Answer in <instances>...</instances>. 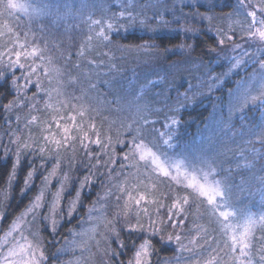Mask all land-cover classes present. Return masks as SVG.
<instances>
[{"label": "snow or ice", "instance_id": "snow-or-ice-1", "mask_svg": "<svg viewBox=\"0 0 264 264\" xmlns=\"http://www.w3.org/2000/svg\"><path fill=\"white\" fill-rule=\"evenodd\" d=\"M131 2L132 0H128L129 5ZM95 6L96 0H81L78 6L55 2V0H33L32 3H21L19 0H0V17L14 18V14L17 12H22L28 17V30L23 32V42H21L19 24L16 29H13L7 22L0 23V37L5 34L9 37L7 41L0 43V48L3 49L0 50V88L5 89L0 92V107L3 109V123H0V128H6L5 131H0V151H2L5 161L11 160V170L7 174V181L10 187L15 183L18 179V170L24 166V161H27L28 171L24 176L21 195L26 194L34 184L36 176L41 175V185L37 194L29 202L24 212L14 218L8 226V231L5 233V243L10 246L7 247L6 251H0V264H47L46 250L51 241L45 240L41 233L46 230L55 237L63 225L65 210L70 222L78 211V206L83 204V197L91 193L97 182H99L101 189L105 190V195L102 196L97 193L96 199L88 209V219L103 222L107 230V234L103 235L107 241L105 255L108 257V261L106 264H125V261L121 260L120 257L128 250V245L121 238V229L116 227L121 220L119 212L121 199L124 200L123 223L126 225L122 230L129 235L136 233V238L132 240L131 244L133 256L128 259L127 264H151L150 258L157 252L152 243L156 237H159L162 245H170L175 242L178 245L176 249L178 253L191 252L192 249L184 244L179 233H176L175 236L169 233L167 239H165L164 233L169 226L176 229L185 225L186 213L191 207L190 200L193 197L200 201L201 206H204L206 201L205 210L218 225L223 238L224 247L220 251L229 256L232 264H253L250 248L254 232L259 228L262 231L261 236L257 238L261 242L260 261L261 264H264V210L253 213L249 209H245L238 214L235 209H232V184L230 181L233 168L231 166L225 168L223 166L225 160L221 159V157L227 158L228 153L235 151L236 167L246 170L253 169L257 162L264 160V0H237L236 12L228 13V17L231 18L234 14H241L243 9H251L243 13L245 17L243 21H234V23L241 25V33L246 34L244 39L248 47L245 48L241 44H236L231 49L232 52H238V54L226 57L230 65L228 73H232L236 69L247 71L248 67L258 65V67H253L252 73L246 79L237 81L234 90H229V116L226 121L220 122L223 136L227 137L231 133L233 141L237 135L241 137V140L237 143L236 149L223 146V141L219 142L221 146L218 147L209 140V147L196 153H190L183 149L177 151L176 149H179L180 145L178 141L173 142L182 120L180 113L184 108V105L180 104L179 101L181 97L185 100L188 99L187 92H178L177 104L179 106H168L167 112H165L164 108H153L145 99L146 87L148 85L155 86L153 81H147L146 85H141L140 91L124 106L133 113V119L126 127L130 139L118 137L113 141L110 128L105 132L102 126L98 128L94 122L90 124H86L84 121L76 123L77 117L72 113H69L67 117L58 114L62 109L69 106L73 112L77 111L78 106L72 103V100H79L81 97L58 99V108L51 103L53 92L57 98L65 95L62 90V81L58 79L56 87H51L52 72H58V70L50 67L51 59L44 55L47 42H45V48L42 49L38 44L29 41L30 32L32 40H36V33L32 30L31 25L38 24L40 32L43 33L45 29L43 22L47 20L51 29L58 30L63 23L66 25L65 32H70L72 25H67V21L69 19L76 21L83 19L84 22L88 23L90 34L87 41L90 43L93 40V32L97 40L109 41L111 33L119 32L122 27L124 31H127L128 27H125L122 22L124 19H127L128 26L139 23L141 27H146L149 23L148 17L139 18L141 13L134 14L127 8L118 14L113 13L106 20L92 19L93 12L91 11L88 12L87 16H84L85 9ZM192 7L197 8L200 5L193 4ZM191 17L200 20L208 19L209 21L213 19V17L199 11L191 13ZM249 17L251 22L248 21ZM163 23L169 22L164 21ZM97 27H99L98 32L95 31ZM4 29L7 30V33L4 32ZM177 31L189 33L194 30L181 28ZM228 33L224 32L223 29H216V36L218 37L216 46H219L221 50H223L225 41H232L236 35L231 26ZM253 44L256 45L255 51L250 52L249 49L252 48ZM216 46L209 45L208 51L215 52ZM180 47L183 48L184 46L181 45ZM187 47L192 50L193 46L188 45ZM142 48L156 49L157 45L136 46L137 51ZM83 54V46H81V50L76 55L81 57ZM46 59L48 66L45 65ZM67 59L70 61L71 53ZM89 63L95 62L89 61ZM75 67L78 68L80 65L77 64ZM41 68H43L44 76L48 78L49 87L47 88L40 77ZM17 72L20 74L17 75ZM228 73H224V75L227 76ZM58 75H62V73L58 72ZM34 76L36 77L35 80H33ZM210 79L220 81L221 78L211 77ZM214 87L215 85L210 83L208 85L209 92ZM32 88H35L34 92ZM29 92L31 95H28ZM8 96L12 98L5 102ZM41 100L44 102L43 109L40 108ZM117 103H120L119 98ZM257 105L262 109L259 123L246 125L244 123L246 119H256V117L253 115L249 118L241 115L242 130L239 133L234 131L233 115L243 113L250 106L255 113ZM124 108L120 110L123 111ZM23 109H27L29 114L54 109L57 114L52 115L51 121L46 118L43 121L46 126L41 127L40 131L50 133L51 123L54 122L57 130H59L60 138H56L55 133L45 134L42 137L34 136L31 126L38 122V116H31V119L24 120V128L29 129V131L27 136L21 135L23 129L20 127V111ZM86 111L83 105L79 106L80 117H85ZM162 112H165L164 122L161 125L163 131L156 127L157 124L161 123L160 119H151L152 116L159 117ZM13 113H15V128L12 127ZM66 119L73 123L71 125L62 124L61 121ZM245 128L247 132L243 130ZM257 129L259 130L257 131ZM73 131L78 135H73ZM245 135L250 138L243 139ZM5 136H7V141L4 139ZM149 136L151 137L150 140L148 139ZM251 137H255V139ZM257 143L260 144V148L254 146ZM117 146L121 150L119 153ZM137 156H139V160H137ZM131 161H136V163H131ZM141 162H143L145 176L150 178L152 172L155 171L158 176L177 183L187 194L181 196L177 191L176 196L172 198L171 205L168 206L165 204V199L168 197L167 193L149 199L147 190L149 187L154 190L155 182L145 184L141 180L139 185H133V188L143 185L145 192L133 196L132 190L127 186V177L131 173H125L124 170L136 168V175H139ZM117 164L119 165L118 169L114 167ZM257 171L264 173V164H261ZM73 173L78 175L74 177ZM121 175L125 177L123 181L118 180ZM197 176L200 179H197ZM254 178L260 182L262 194H264V175L254 176ZM54 180L58 181V186L55 192H51ZM73 186L76 187L75 195L68 200L65 209L63 199ZM85 189H88V193H85ZM113 189L116 190L115 193ZM50 192L52 199L49 202L46 200V195ZM124 193H127L126 199L123 196ZM111 195L116 196L118 209L112 219L108 220L103 216L94 217L92 214L98 211L96 205L105 200L106 196ZM142 202L145 206H142ZM146 205H156L157 207L153 212ZM45 207L48 208L47 213L43 211ZM164 209H166V219L164 218ZM27 215L33 217L31 223H36L39 219L43 226L34 234L36 239L29 240L21 232L19 239L7 240L8 236L20 229L21 224L28 223L25 219ZM133 216L135 222H132ZM145 218L147 224L144 223ZM97 227L98 224L90 229L93 233L92 236H87L86 231L76 233L73 229H69L74 237L87 236V239H82L78 243L74 240L72 250L74 251L75 247L86 250L88 240L95 239ZM140 236H143V240L137 244L136 239H139ZM20 240L24 242L20 243ZM99 243L100 241H96L97 247H99ZM112 243L117 245L116 249L112 248ZM189 243H195V237ZM68 250L67 247L63 251L58 249L52 258L58 259ZM67 264H79V261L70 260ZM205 264H226V262H220L216 256H211Z\"/></svg>", "mask_w": 264, "mask_h": 264}, {"label": "trees", "instance_id": "trees-1", "mask_svg": "<svg viewBox=\"0 0 264 264\" xmlns=\"http://www.w3.org/2000/svg\"><path fill=\"white\" fill-rule=\"evenodd\" d=\"M105 0H96V13L95 15L98 18H108L110 11L104 12ZM150 1V0H148ZM154 2H159L160 0H153ZM74 4L80 3L81 0H73ZM193 4H198L200 7L193 8L191 11H199L203 12L208 16L213 17L210 21L208 19L200 20L199 18L193 19L188 16V9ZM163 5V4H162ZM167 5V8L165 7ZM234 0H165L164 2V18H174L181 20H188L186 24L190 25L188 27L195 28L196 31L189 32L188 38L185 37L187 41H190L189 45H192V50L187 48L186 51H178V41L180 39L179 36H175L172 33L176 31V28H173L172 24L167 28H163L162 26H157L156 30H144V32H136L134 30L124 31L121 28L119 32L113 34L109 40L110 49L114 47L124 48V55H119L116 57V60L120 61L121 66L116 71V74L122 70L121 67L130 68L131 66H135L137 69L141 68V64L139 62V57L141 55H135L137 50L136 46L141 45L142 43L149 42L154 45H157L156 49H152L153 54L156 56L163 57L161 62L157 59L156 63L152 69V71H156V74L152 76H160L165 75V78L168 77L171 80L168 81L166 79L168 87V98H171V92H176L179 90L187 89V87H191L196 85L199 80H206L205 82L201 81V83L205 84L203 86H194L197 88V94L191 100V103L185 106L182 109L180 115L182 116L181 123L178 127V138L184 144H194L195 139H200L199 142H202V149H207L209 147L208 141L211 142L218 147H220V141H223V146H227L229 148L236 149L237 143L240 142L241 137L237 135L235 137V141H233L230 137H224L221 132L218 130L220 127H217L218 130L215 129L213 133L210 131L209 121L212 120V115L214 111L221 114V117L229 116V90H234L237 86L236 80L239 78V72L232 75L230 78L224 76V71L220 68V66L215 62L213 56L217 57V53L219 50V46H216V40L218 37L216 36V29H223L224 32L228 33V29L231 26L236 33V37H240L244 33L240 31V24H232L233 21L244 20V16L242 14L236 15L234 14L231 18L228 17V13H235L236 6ZM163 9V6H161ZM166 8V9H165ZM170 11V12H169ZM169 12V13H168ZM187 14V15H186ZM100 16V17H99ZM44 25L47 23L45 20ZM20 25L19 30L25 29V23L23 21L18 20L14 27ZM35 24L31 25V28H36ZM59 31L62 30L60 27ZM81 30V29H80ZM70 33H74L72 31L64 34L63 37H58L54 39L53 37L49 38L47 42V48L52 51L53 55V63L55 66L62 68V71L65 74V78L63 79L66 82L69 77L75 76H83V80L80 81V85L74 86L73 91L63 86L65 94L70 97H81L79 100H72V103H75L78 106L77 111L73 112L72 108L69 106L63 110V116L67 117L69 113L76 115L77 123L84 121L86 124L95 123L98 128L101 126L105 132L108 129H111L110 135L113 137V141H115L118 137L124 139H130L127 134L126 128L121 124L125 121L124 116L125 113H119L117 111V107L125 101L126 95L133 91L135 85L133 84L131 88H127L126 80L123 82L120 81L118 83L113 82V77L111 78V85L107 86V88H103L102 86H96L94 90V95H83V89L85 88L86 81L91 77V73L86 70L85 63L89 64L90 61H95L93 58L92 52L87 53V58L85 61V55L81 57H77L76 53L81 50L82 41L81 36L69 35ZM138 33V34H137ZM192 33V34H191ZM231 34V33H228ZM69 35V37L67 36ZM42 46H45V42L39 43ZM182 44V43H181ZM97 45L98 49H95L94 52L101 49L102 45L100 43H94ZM213 45L216 46L215 52H209L208 46ZM131 49V50H127ZM167 49V50H166ZM174 51L172 53V57H169L166 52ZM71 53L70 61L67 59ZM134 53V54H132ZM179 53L178 55H176ZM125 57V59H122ZM122 59V60H121ZM179 64L177 69L170 70L173 64ZM79 64L80 67H75V65ZM125 69V71H126ZM186 69V70H185ZM113 70H109V74H113ZM123 72V71H121ZM245 73H248V71ZM104 76L105 74L102 73ZM101 74V75H102ZM121 79L124 77L127 79L129 73L121 74ZM211 77H220V81L211 80ZM170 83L172 85H170ZM213 84L215 87L209 92L206 84ZM66 85L67 84H63ZM4 88H0V92L4 91ZM216 96V98H214ZM150 93L145 90V99L147 101L150 100ZM11 96L6 97L7 99H11ZM118 98L120 99V103H117ZM101 103H104V107H99ZM85 106L86 115L85 117L79 116V106ZM245 117H252L256 115V113H252V108H248L243 112ZM237 114L232 117V124L235 125V128L241 129V123H236L239 121L237 118ZM242 114V113H241ZM44 115V114H42ZM259 116V114H257ZM91 117V119H89ZM117 117L116 122H112V119ZM246 125L248 124V119L245 120ZM252 124H258L254 119H252ZM0 123H3V109L0 107ZM13 128L16 127L12 126ZM6 128H0V131H5ZM247 132V129H243ZM259 129H257L258 131ZM250 137L245 135L243 139L247 140ZM255 139V137H251ZM5 139V137H4ZM150 140L151 137L149 136ZM256 148H260V144L254 145ZM95 147V146H93ZM183 150H186L183 148ZM121 150L119 146H117V152L119 153ZM14 158V157H13ZM222 160H225L223 166L228 168L231 166L233 168L232 179L230 183L232 184V193H231V205L232 209H235L237 213H241L245 209H249L253 213H258L264 210V194H262V186L260 182L254 178V176L264 175L257 171L261 164H264V160H261L256 163L255 167L251 170H246L243 168L236 167V153L231 152L228 153L227 158L221 157ZM38 163V162H37ZM23 167L18 170V179L15 183L10 187L7 181V174L11 170V160L5 161L3 158V153L0 151V251H6L7 247L10 245L5 243V233L8 231V226L11 224L12 220L19 216L26 207L29 205V202L33 199V197L37 194L40 185H41V175H37L34 181V184L31 186L30 190L26 192V194L21 195V188L23 187L24 176L26 175L27 161L23 162ZM50 167V165H49ZM117 169L119 165H115ZM78 175L77 173H73L75 177ZM223 175V174H222ZM123 175L118 178L119 181H122ZM170 185V184H169ZM166 184L161 185L163 189L161 191L163 193L168 194V201L166 200V205L170 206L172 203V198H174L179 191V195L183 196L187 194L183 188L179 186H169ZM58 186V181L54 180L51 186V192H55ZM76 187L73 186L69 193H67L63 199V204L65 209L67 208L68 200L75 195ZM85 193H88V189L84 190ZM115 189L113 192L115 193ZM51 192L46 195V200L51 201L52 195ZM97 193H100L102 196L105 195V190L101 189L99 182L95 188L91 190L90 194H86L83 197V204L78 206V211L74 215V217L70 220L67 218V212L65 210L64 222L62 227H60L59 232L55 237L49 231H43L41 234L47 241H51L50 244L47 245L46 256L48 257L47 264H67L68 259L71 257H76L77 251L80 250L78 247L73 249V241L75 240L77 243L79 240H82L81 236L74 237L69 229H73L76 233H80L82 231H87V228L92 224L93 221L88 219V209L91 207L92 202L96 199ZM114 197L106 196L105 200H102L100 203L96 205L97 209L100 212L96 215L106 217L108 220H111L113 215L117 212L116 203L113 201ZM123 202L121 199L120 204L121 210L120 216L122 220L117 223L116 227L121 229V238L125 240L128 245V250L121 255L120 259L127 261L130 257L133 256V249L131 247L132 240L136 238V233H132L129 235L127 232H124L122 229L126 225H124V217H123ZM191 207L188 209L186 213V223L183 227H179L176 229H172L170 226V230L172 232L178 231V233L185 239L186 245L192 249L191 252L184 251L181 255L176 251L177 244L170 245H162L159 237L153 239L152 243L154 247L157 249V252L151 256V264H205V262L211 257L216 256L217 260L220 262H226V264H232L228 255L224 252H221L220 249L224 247L223 238L218 229V225L214 222V219L210 217V214L205 210L206 202L204 206L200 205V201L196 198H191L190 200ZM231 210V209H230ZM45 213L48 212V208L45 207L43 209ZM184 218V217H181ZM25 219L28 221L26 224H21L20 229L16 232H13L11 236L7 237V240L12 241L13 238L19 239L21 232L23 235L27 236L30 240H35V233L43 226L40 224L39 219H37L36 223H31L33 217L31 215H27ZM92 221V222H90ZM132 222H135V217H132ZM234 222V221H232ZM145 223V219H144ZM90 224V225H89ZM98 227L96 228L95 236L101 237V245H99V250L96 247V254L93 255L89 264H106L108 261V257L105 255V249L107 247V241L103 238V235L107 234V230L104 226L103 222H97ZM89 225V226H88ZM262 231L257 228L254 232V238L252 239V245L250 248V255L253 260V264H261L260 261V247L261 242L257 239L261 236ZM165 239L167 237L164 235ZM195 237V243H189L192 238ZM143 236H140L139 239H136V243L139 244L142 242ZM67 247L69 250L60 255L58 259H53V255L57 253V250L63 249ZM112 248L116 249L117 245L112 243ZM102 252V254H101ZM238 254V250H237Z\"/></svg>", "mask_w": 264, "mask_h": 264}, {"label": "rangeland", "instance_id": "rangeland-1", "mask_svg": "<svg viewBox=\"0 0 264 264\" xmlns=\"http://www.w3.org/2000/svg\"><path fill=\"white\" fill-rule=\"evenodd\" d=\"M234 1H235V4H236L235 6L237 8V0H234ZM19 2H21V3H32L33 0H19ZM55 2L68 3V4L75 5V6L79 5V3L74 4L73 0H55ZM164 2H165V0H160L159 2H154L153 0H150V1H148V0H132L131 5H129L128 0H105L104 1V6L102 8H103L104 12L110 11V12H108L109 16H111L113 13H117L118 14L120 11L124 10V8H127L128 11H131L134 14L141 13L142 15L139 18H143L145 16L149 18V23H148V25L146 27H141L139 25V23H137L134 26H128L127 19H124L122 22H123L125 27H128V29H129L128 31L134 30V31L139 33V32H144V30L151 31L154 28H156L157 26H162L163 28H167L168 26H170V24H172L173 28H176V31H174L172 33H167V34L168 35L169 34H173L175 36H179L180 37V39L178 41L179 48H178L177 52L180 53L182 50L186 51L187 48H188L187 46L189 45L190 41H187L185 39V37L188 38V35L190 33H185L183 31H177V30L181 29V28H191L194 31H196V30H195V28L188 27L190 25L186 24L188 21H191L190 19L181 20V19H174V18H171V19L170 18L169 19L168 18L167 19L164 18V15H163ZM161 6H163V9H162ZM165 7L167 8V5H165ZM191 9H193L192 6H190L189 9H188L189 10L188 11V16L189 17H187V18L191 17V13L196 12L195 10L191 11ZM96 10H97L96 7L85 9L84 16H87L88 12L91 11V12H93L92 19H105V20L107 19V18H98L95 15ZM249 10H251V9H243L241 14L244 16L243 13H246ZM153 17H155V18L153 19ZM18 20L23 21L25 23V29L19 30L20 33H21V42H23V40H24L23 32L28 30V17L25 16L24 13H22V12L15 13L14 14V18H8L7 16L0 17V23L7 22V23L10 24V26L13 29H16V27H14V24ZM158 21H160V22L158 23ZM164 21H167L169 23L165 24V23H163ZM248 21L251 22V18L250 17L248 18ZM232 24H236V23H234V21H233ZM67 25H72L71 31L75 33V36H79V35L81 36L82 41L80 43H82L84 41V44H82V46H83V51H84L83 55H85V61H86V58L88 56L87 53L90 52V51L92 52V54H93L92 56L95 59V61H94L95 63H92V64L85 63L86 70L91 73V77L86 81L85 88L83 89V95H94V90H95L96 86H102L103 88L106 89L107 86L111 85V78L116 74V71L121 66L120 61L116 60V57H118L119 55H124V54L127 55V53L126 52L124 53V48H120L119 49L117 47H114L113 49H110L109 41H99V40H97L95 38L94 32L92 33L93 40L89 43L87 41V37L90 34L89 33V27H88V23L84 22L83 19H81L79 21L69 19L67 21ZM77 25H78V27H77ZM34 26L36 28H34L32 30L36 33V40L35 41L32 40L31 32L28 35V39H29L30 42L38 44V46L40 48H42V49H44L45 46H42L39 43L46 42L51 37H53L54 39H56L58 37H63L64 34L68 33V32H65L66 25L63 24V23L60 25V28L62 30L59 31V30H56V29H51L50 26H49V22L47 21V23L45 24V29H44L43 33L40 32V30H39L40 26L38 24H35ZM154 30H156V29H154ZM95 31L98 32L99 31V27H97L95 29ZM119 31H121V30H119ZM4 32L7 33V30L4 29ZM74 33H70L69 35H73ZM115 33L116 32H113V33H111L109 35V40H110L111 36L113 34H115ZM69 35H67V36L69 37ZM245 35L246 34H243L240 37L234 36L232 41H227L226 40L225 44L223 46V50H221V48L219 47V50H218V53H217V57L213 56L214 59H215V62L220 66V68L224 71V73H228V69L230 67L226 57H230V56L238 54V52H236V53L232 52L231 49L236 44H241L245 48L248 47V44L246 43V40L244 39ZM8 39H9L8 35L5 34L3 37H0V43H3L4 41H7ZM97 42H99L100 46L102 45V47H101L100 50L94 52L95 49H98L97 45H94V43H97ZM143 44L152 45V43H149V42L142 43L141 45H143ZM181 45L184 46V47L181 48L180 47ZM255 48H256V45L253 44L252 48H250L249 51L250 52L255 51ZM0 50H3V49L0 48ZM173 52L174 51H167L166 54L169 57H172L171 55H172ZM153 53L154 52L152 51V49H144V48L140 49L139 51L136 52L135 55H141V57H139V62L141 64V68L137 69L135 66H131L130 68L126 69L127 66L124 67V68L121 67L120 69H122V70H120L113 77V82L114 83H118V82H120L122 80L124 82L126 80L127 88H131V86L133 84L135 85L134 90L129 92L126 95L124 103L123 104L121 103L117 107V111L119 113L124 112L125 115H126V116H124L125 121L121 124L125 128L127 127L128 123H130L132 121L133 113L131 111L127 110L126 108H124V106L126 105L128 100H131L136 95V93H138L140 91L141 85H146L147 84V81L155 82V86L148 85L146 87V92H149L150 96H151L150 100L148 101L149 104L153 108H164L165 112H167L168 106H174V107H178L179 106L177 104V94H178V92L179 93L187 92L188 99L185 100V99H183V97H181V99L179 101V103L183 104L184 107H185V106H187V105H189L191 103V100L197 94V88L199 86L205 85V84L201 83V81L205 82L206 80H199V82L196 85H194V86H197L196 89H195L194 86H191V87H187V89H184V90L171 92V94H172L171 98H168V90H169L168 89V87H169L168 84L169 83L167 84L166 79L168 81H170V82H171L172 79H170L168 77L165 78V75H163V74L160 75V76H152L153 74H156L157 72L156 71H152L151 68L156 66L155 63H156L157 59L161 62V60L163 58V57H160V56H156ZM179 53H177L176 55H178ZM132 54H134V53H132ZM44 55H45L46 58H50L51 59L50 67L55 69V70H58L59 73H62V75H58L57 71H53L52 72V84H51L52 88L56 87L58 79L60 81H62V90H63L64 94H65V91L67 89H64L63 86L68 87V88H70L73 91L74 86L80 85V81L83 80V76L82 75L81 76H77L75 74V76L69 77V79L66 82H64L63 79L66 76H65L64 72L62 71V68H59V67L54 65L52 51L49 50L48 48H46L45 51H44ZM14 58L15 57L13 56V59ZM122 59H125V57H123ZM37 63H39L38 60H37ZM45 65L48 66L47 65V59L45 61ZM173 65L174 66L169 68L170 70H172V69L174 70V69H177L179 67V64H177V63H174ZM253 67H258V65H252V66L248 67L247 68L248 73H245V71L242 70V69H236V70H234V72L228 73V75L226 77L230 78L232 75H234L235 73L239 72L240 75H239V78L236 80V82L241 80V79H246L252 73ZM111 69H114L112 75L109 74V72H110L109 70H111ZM125 69H126V71H125ZM121 71L125 72V74L129 73L127 79H125L124 77H122L123 79H121L120 73L123 74V72H121ZM102 73H104L105 76ZM19 74L20 73L17 72V75H19ZM40 77H41V79H42V81L44 83V86L46 88L49 87L48 78L45 77L44 74H43V68L40 69ZM35 79H36V77L34 76L33 80H35ZM63 84H67V86L63 85ZM170 85H172V84L170 83ZM208 85L209 84H206L207 88H208ZM189 88L191 89L190 91H189ZM32 91L34 92L35 88H32ZM28 95H31V92H29ZM70 98L71 97L66 95V94L64 96H61V97L57 98L55 92H53V99H52L51 103L54 105V107L58 108L59 107V104L57 102L58 99L59 100H63V99H70ZM214 98H216V96H214ZM43 103H44L43 100H41L40 101V108L41 109H43ZM104 106H105L104 103H101L99 105V107H104ZM256 107H257V110L255 111L256 119H254V120L257 123H259V118H260L262 109H260L259 105H257ZM84 108H85V106H84ZM121 108H124V110L121 111L120 110ZM250 108H251V106H250ZM63 110L64 109H62L60 111V113H58V114L59 115H64L63 114ZM165 112L160 113L159 117H157V116H152L151 117V119H157V118L160 119L161 123L157 124L156 127L161 129V131L164 130L161 127V125L164 122L163 121V116H164ZM252 113H253V111H252ZM42 114H44V115H42ZM55 114H57V113L54 111V109H48L47 112H45L43 110L39 111V112H31L30 114H29L27 109H23L22 111H20V115H21L20 127L23 129V132L21 133V135L27 136L28 131H29V129L24 128V123H23L24 120L25 119H31V116H38L39 117L38 122L34 123L31 126V131H32L33 135L42 137L45 134L51 135L52 133H55L56 134V138H60L59 130H57L56 124L54 122L51 123V132L50 133H42L40 131L41 127H45L46 126V125L43 124V121L46 118L49 121H51L52 115H55ZM257 114H259V116ZM241 115L244 116L245 114L244 113H242V114L238 113L237 114V118H238L239 121H236V123H241V119H240ZM227 119H228L227 115L225 117H221V114L218 113V110H217V112L214 111V113L212 115V120L209 121L210 131H212L214 133L215 129L218 130L217 127H220V129L218 131L221 132V134L223 135L222 130H221L222 129V125H221L220 122L222 120L226 121ZM116 121H117V117H114L112 119V122H116ZM61 123L62 124L63 123H68L69 125H71L73 122L71 120H67L66 119V120L61 121ZM76 123H77V121H76ZM244 123L246 124L245 121H244ZM252 123H253L252 119H248V124L247 125H253ZM15 124H16L15 113H13L12 126H15ZM233 126H234V131L239 133L240 129L235 128L234 124H233ZM72 134L73 135H78V133H76L75 131H73ZM177 134H178V130H177ZM177 134H176V139L173 141L174 143H176L178 141V143L180 145V148L176 149L177 151H180L181 149L185 148L187 152L196 153L197 151L202 149V147H201L202 142L201 143L199 142V140H200L199 138L197 140L195 139V143L194 144H192V143L191 144H184V146H183V143L180 141V139L178 138ZM230 136H231V133H229V135L227 137H230ZM93 138H94V136H93ZM5 141H7V136H5ZM245 155H248V153H245ZM137 160H139V156H137ZM131 163H136V161H131ZM124 171H125V173H131V175H128V177H127V186H128V188L130 190H132L133 196H138L140 192H145V188H144L143 185H141V186H139L138 188H135V189L133 188V185H139L141 180H143L145 184H150L151 182H155V185H156L155 189L153 190L151 187H149L148 190H147L149 199L153 198L154 196H160L163 193L161 191V189H163L162 187H160L161 185H164V184L167 183V185L170 184L171 186L172 185L173 186H178V184L173 182L172 180L164 178L162 176H158L155 171L152 172L150 178L145 176L144 175L145 169L143 167V162L140 163V167H139V173L140 174L139 175H136V173H137V169L136 168H131V169L126 168ZM173 175H174V173H173ZM124 179H125V177H123L122 181ZM197 179H200L199 176H197ZM185 183H186V181H185ZM123 196L126 199L127 193H124ZM112 197H114L112 202L115 204L116 203V196L112 195ZM166 200L168 201V199L167 198L165 199V203H166ZM142 206H145L144 202H142ZM146 206L149 207L150 209H152L153 212L155 211V208L157 207L156 205H146ZM133 211H134V208H133ZM99 212H100V210L94 212L92 215L94 217L95 216H99V215H96ZM119 212L121 213V210ZM163 212H164V218L166 219L167 218L166 209H164ZM153 218H156V217L153 216ZM121 220H122V218H121ZM90 222H92V221H90ZM97 222L98 221H93L91 225L89 224L90 226L88 225L89 228H87V231H86L87 232V236H92L93 235V233L90 231V229L95 227ZM145 224H147V219L146 218H145ZM169 233H172V235L175 236V234L178 233V231L172 232V230H170V226H169L168 230L164 233V235L167 237ZM87 236L82 237V239H87ZM101 237L102 236H95V239L88 240V247H87L86 250L81 249L80 247H78V249L80 248V250L77 251L76 257H71L70 256L68 261H70V260L71 261H77L78 260L79 264H89L90 263L89 259H91L93 255H97L96 254L97 253L96 252V247H97L96 241H100L99 245H101ZM181 238H182L184 244H186L185 243V239L183 237H181ZM23 242H24L23 240H20V243H23ZM173 244H175V242H173ZM97 250H99V247H97ZM183 252H180L179 255H181ZM101 254H102V252H101Z\"/></svg>", "mask_w": 264, "mask_h": 264}]
</instances>
